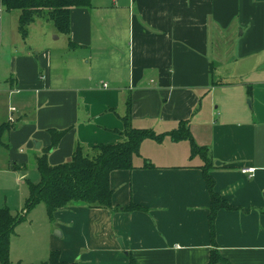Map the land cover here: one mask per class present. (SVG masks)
<instances>
[{"label":"crops","instance_id":"1","mask_svg":"<svg viewBox=\"0 0 264 264\" xmlns=\"http://www.w3.org/2000/svg\"><path fill=\"white\" fill-rule=\"evenodd\" d=\"M55 29L65 48L44 34L0 81V171L15 186L40 182L29 171L52 145L50 130L70 129L52 166L78 146L91 154L124 142L129 101L131 126L162 137L142 143L136 169L111 174L120 212L77 204L54 215L49 258L209 264L217 250L230 264H264V0H92L72 11L69 36ZM187 122L210 150L215 192L233 208L218 211L214 237L204 163L191 159V144L177 155L184 141L170 138Z\"/></svg>","mask_w":264,"mask_h":264},{"label":"trees","instance_id":"2","mask_svg":"<svg viewBox=\"0 0 264 264\" xmlns=\"http://www.w3.org/2000/svg\"><path fill=\"white\" fill-rule=\"evenodd\" d=\"M92 0H0V9L19 13V32L23 39L29 36L30 27L37 21L51 22L57 30L69 36L71 34V16L75 9H91ZM1 42V16H0ZM131 102H128L125 118L126 139L112 146L100 145L91 154H86L78 146L69 162L52 166L49 157L58 149L60 143L69 133L66 130H50L52 145L44 150L43 156L37 159V168L41 179L37 184H29V194L25 203L23 215L16 216L8 208L0 209V264H12L10 260L11 242L18 225L22 224L28 213L36 206L44 204L49 218L62 209L74 205H83L89 209H105L120 212L121 208L114 206L113 190L110 177L116 171H131L136 169L134 160L140 156V147L146 140L159 141L161 135L148 130L135 129L130 124ZM8 126H2L0 143ZM175 142L189 141L192 145L191 159L200 158L204 165V179L212 199L210 224L213 237L215 235V218L220 210L233 208L215 192V181L209 175L213 160L210 150L198 146L191 134L189 124L182 123L181 130L172 134ZM147 166V165H146ZM149 167V166H148ZM133 205L124 207V212L139 210ZM230 264L222 258L217 250H213L209 264ZM22 264V263H19ZM42 264H77L62 261L60 252H52L47 262ZM131 264H137L134 260Z\"/></svg>","mask_w":264,"mask_h":264},{"label":"rangeland","instance_id":"3","mask_svg":"<svg viewBox=\"0 0 264 264\" xmlns=\"http://www.w3.org/2000/svg\"><path fill=\"white\" fill-rule=\"evenodd\" d=\"M1 25H2V43L0 46V81L7 80L11 77L10 66L15 58L22 53H27L30 49L33 50V54H36V48H41L44 42V34L48 35L47 42L54 44L55 46L64 45L66 47V39L62 37L60 40L58 34H52L55 31V26L51 22L43 20L38 21L32 25L29 29V36L25 40L19 32V13H8L2 10ZM55 67V66H54ZM56 74H60L61 66H56ZM40 72H43L40 70ZM68 74V73H67ZM1 131V130H0ZM171 141L173 137L171 136ZM170 141V140H169ZM170 141V142H171ZM181 142V141H180ZM167 143V142H166ZM190 147L189 141L181 142L177 148V155L184 157V152ZM1 153L7 156L6 152ZM1 155V154H0ZM4 156V157H5ZM3 159L0 156V161ZM4 163V161L2 162ZM33 163V162H32ZM35 169H31L29 180L38 182L40 181V175L37 171V166L34 163ZM5 171H0V209L8 207L14 213L19 216V210L21 205L27 200L29 193V186L27 181L15 186L14 182L6 177ZM25 212H22L23 215ZM53 221L47 214V209L44 204H40L32 209L24 220V222L17 228L16 236L14 235L11 242L10 260L12 264H42L49 260V235L53 231ZM48 255V256H47Z\"/></svg>","mask_w":264,"mask_h":264},{"label":"built area","instance_id":"4","mask_svg":"<svg viewBox=\"0 0 264 264\" xmlns=\"http://www.w3.org/2000/svg\"><path fill=\"white\" fill-rule=\"evenodd\" d=\"M2 13H3V12H2V9H0V16H1ZM104 87L107 88L108 86H107V85H104ZM13 111H15V110H13ZM244 173H245V174H253V173H254V170H251V169H249V170H244Z\"/></svg>","mask_w":264,"mask_h":264},{"label":"water","instance_id":"5","mask_svg":"<svg viewBox=\"0 0 264 264\" xmlns=\"http://www.w3.org/2000/svg\"><path fill=\"white\" fill-rule=\"evenodd\" d=\"M34 144H35V147H36L37 149L40 148V144H39L38 142H35Z\"/></svg>","mask_w":264,"mask_h":264}]
</instances>
